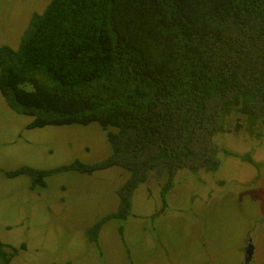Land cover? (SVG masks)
Segmentation results:
<instances>
[{
  "label": "trees",
  "instance_id": "16d2710c",
  "mask_svg": "<svg viewBox=\"0 0 264 264\" xmlns=\"http://www.w3.org/2000/svg\"><path fill=\"white\" fill-rule=\"evenodd\" d=\"M0 94L27 128L87 125L104 131L111 154L54 169L22 166L31 187L60 170L118 166L128 172L119 206L86 230L128 214L151 172L170 189L176 171L215 170L219 153L251 162L214 137L264 133V0H49L18 45H0ZM0 240L1 264L17 249Z\"/></svg>",
  "mask_w": 264,
  "mask_h": 264
},
{
  "label": "rangeland",
  "instance_id": "374dc122",
  "mask_svg": "<svg viewBox=\"0 0 264 264\" xmlns=\"http://www.w3.org/2000/svg\"><path fill=\"white\" fill-rule=\"evenodd\" d=\"M49 0H0V45L16 47L33 12ZM30 116L11 110L0 94V240L17 252L9 264H264V133L216 135L226 149L215 170L176 171L171 187L156 171L131 195L127 215L106 221L98 243L86 230L119 206L128 172L118 166L80 173L60 170L31 187L22 166L54 169L111 154L104 131L87 125L27 128ZM1 264V261H0Z\"/></svg>",
  "mask_w": 264,
  "mask_h": 264
},
{
  "label": "flooded vegetation",
  "instance_id": "af4514ba",
  "mask_svg": "<svg viewBox=\"0 0 264 264\" xmlns=\"http://www.w3.org/2000/svg\"><path fill=\"white\" fill-rule=\"evenodd\" d=\"M162 190V189H161ZM168 191V190H167ZM104 224V223H103ZM251 243L248 241V243H247V245H246V247H245V249H244V262L245 261H247L246 260V257L248 256V252L246 251L247 249V246L248 245H250ZM252 245V244H251ZM252 249H253V247H252ZM251 249V252H250V258H249V261H247V262H245V264H248L249 262H250V260L252 259V255H253V250Z\"/></svg>",
  "mask_w": 264,
  "mask_h": 264
},
{
  "label": "water",
  "instance_id": "95a60500",
  "mask_svg": "<svg viewBox=\"0 0 264 264\" xmlns=\"http://www.w3.org/2000/svg\"><path fill=\"white\" fill-rule=\"evenodd\" d=\"M252 247H253V246L250 244V245H248L247 248H246V249H247L246 251L248 252V256L246 257V260H247V261H249V258H250V252H251ZM247 261H245V262H247Z\"/></svg>",
  "mask_w": 264,
  "mask_h": 264
}]
</instances>
